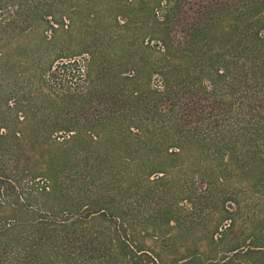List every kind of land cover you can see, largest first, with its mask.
<instances>
[{
  "label": "trees",
  "instance_id": "1",
  "mask_svg": "<svg viewBox=\"0 0 264 264\" xmlns=\"http://www.w3.org/2000/svg\"><path fill=\"white\" fill-rule=\"evenodd\" d=\"M152 27L161 50L141 42L138 50L131 52L129 46L122 52L149 59H94L88 76L101 84L100 91L80 96L65 87L62 97L43 96L45 102L62 99L61 106L42 116L53 122L44 120L39 127L26 115L23 123L16 117L22 128L6 126L7 134H0L3 141L17 140L22 153L17 165L25 172L30 159L23 146L40 135L56 139L61 132L77 131L66 123L70 118L59 116L66 101L96 105L95 120L82 129L90 134L99 129L100 160L108 174L96 176L100 162L95 158L88 183L77 173L70 180L76 183L71 192L59 173L74 156L66 154L67 160L58 164L51 157L43 170L49 181L40 195L55 202L35 211L37 218L0 226V264H264V227L250 240L232 244L230 225L219 238L212 233L204 239L209 251L196 252V242L184 237L161 239V222L146 219L147 198L161 195V184L172 183L181 200L193 203L189 194L195 171L221 192L235 174L256 178L252 187L264 183V0H161V20L155 17ZM64 67L65 78L73 79V69ZM156 76L159 86L152 85ZM113 171L124 176L117 182L110 176ZM6 182L0 197L10 201L7 208L15 216L26 208L23 185L10 178ZM82 185L90 194L80 192ZM127 194L135 198L139 217L128 213L135 207L130 197L126 202ZM28 208L24 213L33 215ZM165 227L178 234L184 229L174 216ZM222 244L227 250L220 256L215 249ZM182 247L187 251L179 252Z\"/></svg>",
  "mask_w": 264,
  "mask_h": 264
},
{
  "label": "rangeland",
  "instance_id": "2",
  "mask_svg": "<svg viewBox=\"0 0 264 264\" xmlns=\"http://www.w3.org/2000/svg\"><path fill=\"white\" fill-rule=\"evenodd\" d=\"M0 3V134H7L6 126L16 131L22 128L23 125L18 126L16 117L23 123L27 121L24 118L26 115L32 126L39 127L45 122H53L45 119L44 122L42 116H48L61 106L62 99L50 97L49 100H55L45 102L43 96L55 93L62 97L67 91L65 87L80 96L91 89L100 91L101 84L89 81L88 76V64L94 59L100 63L149 59V56L122 53L123 47L130 46L131 52L138 50L141 42L157 51L161 50L159 34L152 27L155 17L161 20V0H0ZM10 29V34L5 33ZM125 34L128 40L116 39ZM91 54H94V58ZM63 65L73 69V79L65 78ZM92 73L96 80V71ZM152 85H160L157 76ZM65 103L67 105L59 111L62 113L59 116L65 114L70 118L66 123L75 124L77 131L61 132L54 136L56 139H47L39 134L32 144L23 146L25 156L30 159L25 172L17 165L19 154L20 159L22 157L17 140L12 136L6 141L0 139V188L5 186L7 178L15 180L16 184L21 183L23 188L20 193L24 192L26 207L25 211L14 216L7 208L10 201L0 197V226L5 222L13 224L37 218L39 213L35 211L46 210L54 204L55 200L49 196L40 195V188L49 181L43 170L53 156L55 164L67 160L66 154L74 156L65 172L59 173L69 182L68 191L76 187H72L76 183L70 180L79 172L88 183L87 170H90L95 158L100 162L96 164L99 168L96 176H108L100 157L104 145L100 142L99 129L92 130L91 134L83 130L85 124L95 120L96 105L74 100ZM60 120L56 119L55 122L63 121ZM112 175L117 182V177L124 176L121 171L117 174L113 171ZM191 180L189 196L193 203L181 200L172 183L161 184V195L155 197L151 193L147 198V223L161 222V239L184 237L196 242L192 250L200 252L207 249L204 239L208 235L214 233L219 238L230 225L232 230L228 238L235 240L232 244L250 240L253 233L264 227V183L252 187L251 182L257 181L256 178L235 174L227 178L221 192L209 186L200 172L195 171ZM78 188L83 195L90 194L91 189L86 185ZM128 197L129 205L135 207V198L127 194L126 202ZM27 207L29 212H34L33 215L24 213ZM128 213L139 217L136 207L135 211ZM171 216L179 218L181 227L186 228L185 231L180 230L181 234H178V230L165 227ZM149 226L152 232V226ZM224 246L222 244L215 249L220 256L226 253L227 247ZM178 249L179 252L187 251L183 247Z\"/></svg>",
  "mask_w": 264,
  "mask_h": 264
}]
</instances>
